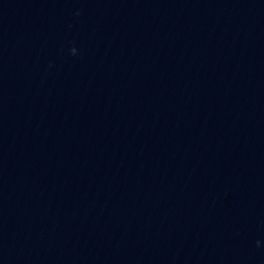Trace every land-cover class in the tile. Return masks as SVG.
I'll return each instance as SVG.
<instances>
[{"label":"water","instance_id":"obj_1","mask_svg":"<svg viewBox=\"0 0 264 264\" xmlns=\"http://www.w3.org/2000/svg\"><path fill=\"white\" fill-rule=\"evenodd\" d=\"M0 264H264V0H0Z\"/></svg>","mask_w":264,"mask_h":264}]
</instances>
